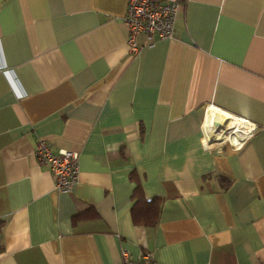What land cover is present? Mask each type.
I'll return each mask as SVG.
<instances>
[{
    "label": "crops",
    "instance_id": "obj_1",
    "mask_svg": "<svg viewBox=\"0 0 264 264\" xmlns=\"http://www.w3.org/2000/svg\"><path fill=\"white\" fill-rule=\"evenodd\" d=\"M127 4L0 0V264H264V0H181L135 56ZM218 110L256 125L240 149Z\"/></svg>",
    "mask_w": 264,
    "mask_h": 264
},
{
    "label": "built area",
    "instance_id": "obj_2",
    "mask_svg": "<svg viewBox=\"0 0 264 264\" xmlns=\"http://www.w3.org/2000/svg\"><path fill=\"white\" fill-rule=\"evenodd\" d=\"M181 0H128L124 22L127 26V45L129 56H135L144 47H154L158 40L171 38L176 15ZM141 39V40H140ZM251 124L248 134L235 150L242 147L245 139L255 130ZM34 154L40 164L48 168L54 181V187L60 192L71 191L78 173L77 153L69 150L53 152L44 141H40ZM119 264H136L125 251Z\"/></svg>",
    "mask_w": 264,
    "mask_h": 264
},
{
    "label": "bare ground",
    "instance_id": "obj_3",
    "mask_svg": "<svg viewBox=\"0 0 264 264\" xmlns=\"http://www.w3.org/2000/svg\"><path fill=\"white\" fill-rule=\"evenodd\" d=\"M208 121L206 123V131L211 138L217 141H225L233 146L241 143L251 126L247 121L219 110L213 113L210 127ZM208 142L212 141L208 140Z\"/></svg>",
    "mask_w": 264,
    "mask_h": 264
},
{
    "label": "trees",
    "instance_id": "obj_4",
    "mask_svg": "<svg viewBox=\"0 0 264 264\" xmlns=\"http://www.w3.org/2000/svg\"><path fill=\"white\" fill-rule=\"evenodd\" d=\"M138 207H139V208H140V207H143L142 200L139 201L137 204L134 205V210H135V209H138ZM143 211H144L145 213L152 214V215L150 216V218H151V217H155V215H156L157 212H158V209H157V207L154 208V209H152L150 206H147ZM146 216H147V215H146ZM147 217H149V216H147ZM150 218H149V219H150Z\"/></svg>",
    "mask_w": 264,
    "mask_h": 264
},
{
    "label": "rangeland",
    "instance_id": "obj_5",
    "mask_svg": "<svg viewBox=\"0 0 264 264\" xmlns=\"http://www.w3.org/2000/svg\"><path fill=\"white\" fill-rule=\"evenodd\" d=\"M219 144V143H218ZM223 145H229L228 143H223ZM217 146H219V145H215V146H213V147H217Z\"/></svg>",
    "mask_w": 264,
    "mask_h": 264
},
{
    "label": "water",
    "instance_id": "obj_6",
    "mask_svg": "<svg viewBox=\"0 0 264 264\" xmlns=\"http://www.w3.org/2000/svg\"><path fill=\"white\" fill-rule=\"evenodd\" d=\"M217 145L221 146V145H223V144H217Z\"/></svg>",
    "mask_w": 264,
    "mask_h": 264
}]
</instances>
